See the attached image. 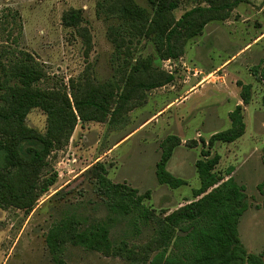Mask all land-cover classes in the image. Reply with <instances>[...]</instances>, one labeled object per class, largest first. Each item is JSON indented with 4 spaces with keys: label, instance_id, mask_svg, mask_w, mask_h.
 I'll list each match as a JSON object with an SVG mask.
<instances>
[{
    "label": "rangeland",
    "instance_id": "1",
    "mask_svg": "<svg viewBox=\"0 0 264 264\" xmlns=\"http://www.w3.org/2000/svg\"><path fill=\"white\" fill-rule=\"evenodd\" d=\"M108 2L0 0V82L1 68L27 55L44 73L37 88L66 96L77 118L73 130L54 144L44 160L36 188H45L51 178L55 183L33 208L0 204V264H130L69 243L60 256L52 255L46 238L69 218L88 225L108 223L115 243L125 242L143 255L155 235V223L135 217L115 219L101 199L99 178L125 185L137 196L148 193L144 205L160 217L217 188H237L248 206L238 223L240 243L247 255H261L264 261V82L258 73L264 65V0H237L227 19L207 23L200 34L186 40L178 58L165 61L158 60L143 40L134 42L130 59L116 54L108 35L120 22L108 12ZM136 2L149 10L146 0ZM207 7L204 0H179L172 15L178 20L193 9ZM71 10L82 16L78 28L62 23ZM147 58L153 68L171 77L169 83L143 88L116 114L112 103L102 121L98 119L103 113L93 115L85 109L87 121L80 120L73 97L81 88L100 86L117 99L130 66ZM236 107L243 124L240 137L210 145L212 135L232 128L230 114ZM24 124L45 136L48 115L40 108L31 109ZM25 146L36 148L33 140ZM171 146L164 171L180 182L176 187L159 183L156 176L162 152ZM206 151L219 157L213 170L217 183L200 194L195 163L204 159ZM191 237L189 225L177 229L165 255L185 258ZM152 250H146L148 257Z\"/></svg>",
    "mask_w": 264,
    "mask_h": 264
},
{
    "label": "trees",
    "instance_id": "2",
    "mask_svg": "<svg viewBox=\"0 0 264 264\" xmlns=\"http://www.w3.org/2000/svg\"><path fill=\"white\" fill-rule=\"evenodd\" d=\"M108 1V12L120 22V26L111 28L108 35L116 54H123L130 59L134 42L137 45L143 40L153 48L161 61L178 58L186 40L200 34L210 21L227 19L229 12L237 4V0H204L207 8L193 9L175 20L172 12L178 7L179 0H146L149 10L139 6L136 0ZM81 20L82 16L77 10H71L62 17L66 28H78ZM82 32L85 35V31ZM23 56L18 62L1 68L0 204L27 211L55 183L54 178H51L45 188L39 191L36 188L44 160L54 144L65 133L73 130L77 118L66 96L37 88L44 73L36 68L27 55ZM258 73L260 80L264 82V65ZM170 81L171 77L153 68L148 58L135 60L117 99L100 86L92 89L84 87L73 97L74 109L81 121H87L84 109L93 115L103 113L98 119L102 121L112 103L116 105L113 111L116 114L132 95L143 88H159ZM243 101L245 103L246 99L243 98ZM34 108H40L48 115L49 128L45 136L28 129L24 124L27 114ZM91 117L94 120L95 116ZM230 118L232 128L212 135L210 145L214 142L230 143L240 137L243 124L240 122L239 107L230 114ZM27 140H33L36 148L27 150ZM171 148L172 146L163 150L161 160L156 165V176L159 183L176 187L180 182L172 180L164 171ZM202 153L204 159L195 163L202 183L200 194L217 183L213 170L219 161L217 155L210 157L208 151ZM96 167L101 169L100 164H96ZM98 187L101 199L105 200L108 211L112 212L115 219L135 217L155 223V235L146 248L148 251L153 249V256L148 257L146 250H143L142 255L141 250L129 249L125 242L115 243L110 237L108 223L88 225L75 218L59 222L49 232L46 242L52 255L60 256L69 243L105 256L124 258L130 264H264L261 255H247L240 243L238 223L248 206L244 196L235 187L217 188L200 200L163 217L157 216L144 205V200L149 199L148 193L137 196L127 186L112 184L102 178L98 180ZM183 225L191 227L192 244L188 255L181 259L166 256V247L175 237L177 229Z\"/></svg>",
    "mask_w": 264,
    "mask_h": 264
}]
</instances>
